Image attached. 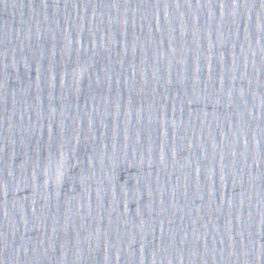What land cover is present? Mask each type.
I'll return each mask as SVG.
<instances>
[{"label": "water", "instance_id": "1", "mask_svg": "<svg viewBox=\"0 0 264 264\" xmlns=\"http://www.w3.org/2000/svg\"><path fill=\"white\" fill-rule=\"evenodd\" d=\"M0 264H264V0H0Z\"/></svg>", "mask_w": 264, "mask_h": 264}]
</instances>
